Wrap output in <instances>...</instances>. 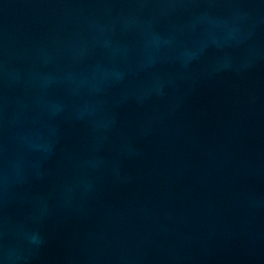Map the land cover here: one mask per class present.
<instances>
[{
	"label": "water",
	"instance_id": "95a60500",
	"mask_svg": "<svg viewBox=\"0 0 264 264\" xmlns=\"http://www.w3.org/2000/svg\"><path fill=\"white\" fill-rule=\"evenodd\" d=\"M0 264H264V0H0Z\"/></svg>",
	"mask_w": 264,
	"mask_h": 264
}]
</instances>
